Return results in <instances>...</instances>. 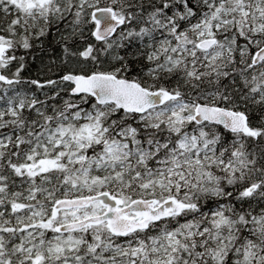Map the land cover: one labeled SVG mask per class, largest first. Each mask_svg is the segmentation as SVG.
<instances>
[{
  "label": "snow or ice",
  "instance_id": "obj_1",
  "mask_svg": "<svg viewBox=\"0 0 264 264\" xmlns=\"http://www.w3.org/2000/svg\"><path fill=\"white\" fill-rule=\"evenodd\" d=\"M0 264H264V0H0Z\"/></svg>",
  "mask_w": 264,
  "mask_h": 264
}]
</instances>
